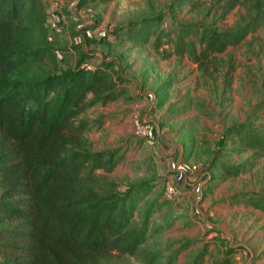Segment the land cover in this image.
<instances>
[{
	"label": "trees",
	"instance_id": "1",
	"mask_svg": "<svg viewBox=\"0 0 264 264\" xmlns=\"http://www.w3.org/2000/svg\"><path fill=\"white\" fill-rule=\"evenodd\" d=\"M111 1L77 0V6ZM184 1L167 3L166 27H161V15H148L128 21L122 38L134 45L151 39L157 47L166 37L172 54L185 55L205 69L215 55L264 25V0H212L209 7L218 19L237 3L244 8L226 29H218L216 21L178 22L174 8ZM46 19L44 0H0V215L21 223L0 229V247L20 252L18 259L0 264H103L112 252L157 264L162 251L147 247L146 241L150 217L165 200L143 199L153 188L145 179L119 190L107 178L121 158L119 149L88 148L82 136L87 122L77 118L93 104L131 99L124 69L112 55L89 67L91 57L84 53L72 67L60 69ZM112 33L121 36L117 27ZM154 92L158 102L159 90ZM255 107L259 105L223 129L220 147L230 140L238 152L264 156V127L255 122L264 116V107L261 114ZM250 164L248 159L218 161L216 167L227 177ZM233 199L264 214L262 192H243ZM192 242L176 247L175 254ZM204 251L196 250L189 264H202ZM226 256L222 264L228 263Z\"/></svg>",
	"mask_w": 264,
	"mask_h": 264
},
{
	"label": "rangeland",
	"instance_id": "2",
	"mask_svg": "<svg viewBox=\"0 0 264 264\" xmlns=\"http://www.w3.org/2000/svg\"><path fill=\"white\" fill-rule=\"evenodd\" d=\"M44 1L47 31L60 56V69L72 67L83 53L91 57L88 61L112 55L129 82L131 99L96 103L77 117L87 122L82 136L88 148L119 149L121 158L107 178L119 190L141 179L152 183L145 201H164L166 181L181 191L178 200L184 201L165 200L150 217L146 246L161 249L157 264H189L201 247L205 250L202 264H222L225 255L227 264H264V214L233 199L243 192L264 194V156H255L251 150L238 152L230 140L222 147L217 144L226 126L242 121L253 105H259L253 109L259 114L264 107V25L200 69L185 55L172 54L166 37L157 47L150 45L151 39L134 45L122 38L126 23L144 16L159 14L161 27H166L170 0H114L82 7L77 6V0ZM211 1H184L174 8V19L216 21L218 29H226L244 12L237 3L218 19L209 7ZM88 25L94 29H87ZM116 27L120 37L112 33ZM155 89L160 93L158 102ZM134 122L147 127L144 136L134 133ZM255 122L264 127V116H257ZM245 159L251 164L237 175L222 177L216 167L218 161L238 163ZM182 163L199 164V168L188 175L180 171ZM193 174L205 179V188L188 194L190 190H185L182 182ZM20 226V221L0 215V229ZM188 240L193 242L175 254L176 247ZM19 256L17 250L0 247V263ZM103 264L144 263L112 252Z\"/></svg>",
	"mask_w": 264,
	"mask_h": 264
},
{
	"label": "built area",
	"instance_id": "3",
	"mask_svg": "<svg viewBox=\"0 0 264 264\" xmlns=\"http://www.w3.org/2000/svg\"><path fill=\"white\" fill-rule=\"evenodd\" d=\"M87 10H90V9L87 8ZM146 129H147L146 126H143V125L138 126L137 123L134 122V133L135 134L144 136ZM198 168H199V164L182 163L180 167V171L188 173L189 175L195 172V170L197 171ZM162 190H163L162 197L166 201H169L172 203L181 198V191L175 188V186L171 182L166 181Z\"/></svg>",
	"mask_w": 264,
	"mask_h": 264
},
{
	"label": "crops",
	"instance_id": "4",
	"mask_svg": "<svg viewBox=\"0 0 264 264\" xmlns=\"http://www.w3.org/2000/svg\"><path fill=\"white\" fill-rule=\"evenodd\" d=\"M60 5V4H59ZM57 16V18H58V15H56ZM46 27H47V24H46ZM48 30V29H47ZM48 32V31H47ZM50 37V36H49ZM51 38V37H50ZM52 39V38H51ZM91 59V58H90ZM100 60V59H99ZM99 60H97V59H94V60H90V61H92L93 63V65L94 64H96ZM90 61L88 62V66L90 67V65H89V63H90ZM129 86V82H127V84H126V87H128ZM127 93H128V88H127ZM131 98H132V95H131V92H129V94H128ZM138 98V97H137ZM196 172V171H195ZM183 177V176H182ZM187 179V181L184 183V178H183V182H182V185H183V187L185 188V190H190V192H188V194H191L192 193V190L194 191V190H196V192H199L200 191V189L202 188H205V185L203 184V181L205 180V179H201V177H199V176H196V175H192V176H188V177H186L185 178V180ZM178 184V183H177ZM184 196H186L185 197V199L187 198V192H185V195ZM182 201H184V199H181L180 201L179 200H177V201H175V202H172V203H178V202H182Z\"/></svg>",
	"mask_w": 264,
	"mask_h": 264
}]
</instances>
